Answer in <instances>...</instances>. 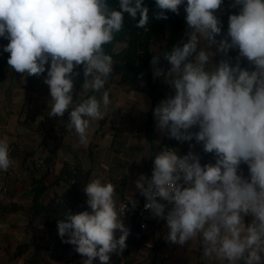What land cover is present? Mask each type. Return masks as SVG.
Returning <instances> with one entry per match:
<instances>
[{"label": "clouds", "instance_id": "obj_1", "mask_svg": "<svg viewBox=\"0 0 264 264\" xmlns=\"http://www.w3.org/2000/svg\"><path fill=\"white\" fill-rule=\"evenodd\" d=\"M222 4L155 0L158 20L168 19L166 12L179 15L185 5L188 31L186 41L162 53L167 70L159 67V54L150 62L154 78L163 77L175 93L154 108L157 128L178 142L202 143L215 163L202 165L191 150L181 156L163 148L153 158L151 177L140 174L135 186L146 198L145 210L166 220L169 243L199 244L207 264H264V0H233L229 7H241L229 16L230 42L216 39ZM124 13L133 20L139 16L137 28L149 23L143 0H119V10L107 0H0L7 64L17 73L39 77L50 62L43 81L52 101L48 116L63 117L71 108L68 128L79 145L89 142L91 122L109 111V92L102 90L114 62L104 45L123 29ZM213 45L225 56L238 49L236 63L223 59L213 64ZM241 57L254 70L241 67ZM81 66L87 98L74 103L75 70ZM242 164L248 167L247 177ZM15 165L8 138H0V171ZM116 188L92 179L83 189L89 210L67 213L57 222L62 243L75 246L87 257L85 264L95 258L109 264L112 254L121 255L127 247L130 230L121 219L127 205L117 206ZM247 216L252 220L246 224Z\"/></svg>", "mask_w": 264, "mask_h": 264}, {"label": "crops", "instance_id": "obj_2", "mask_svg": "<svg viewBox=\"0 0 264 264\" xmlns=\"http://www.w3.org/2000/svg\"><path fill=\"white\" fill-rule=\"evenodd\" d=\"M184 8L185 5L180 6L179 13H184ZM223 38L225 34L221 29V34L216 39ZM7 43V39L0 37V138H8L10 158L16 161V165L6 172L0 171V264H35L32 261L33 246L20 255L16 253L21 244L33 243L40 238L49 244L46 260L42 264H85L87 260V257L75 251V246L62 243L57 226L46 224L42 215L33 218L30 212L33 203L30 190L33 179L32 160L47 158L51 153L42 141L44 136L50 141H58L56 157L49 163L50 172L46 176L48 182L55 180L65 159L82 160L84 167L91 170L90 181L100 178L102 182H111L117 186V206L125 200L139 199L140 191L136 188L135 181L140 174L149 176L155 148L164 139L171 140L182 156L191 150L201 157L202 165L215 163V155L205 153L202 143H196L195 140L178 142L161 132L157 126L153 139L148 137L147 120L150 110L153 112L162 100L175 94L163 77L155 78L159 95L153 105L146 82L133 87L121 73L110 75L102 90L109 92V111L104 119L91 122L89 142L87 145H79L77 134L68 128L70 108L63 117L48 116L52 101L49 88L43 81L50 62L45 66V73L39 77L17 73L7 64L10 54L3 51ZM166 44V38L154 40L151 44L153 55L162 54ZM123 46L124 43L119 42L116 49ZM210 50L216 53L212 57L213 64H218L223 59L235 64L239 55L238 49H232L226 58L224 54L217 52L216 45ZM240 64L243 68L254 70V65L246 58L241 57ZM211 67L209 65L210 69ZM82 91L81 85V97L85 96ZM92 94L89 92L87 95ZM96 95L99 98V94ZM69 146H72V152L69 151ZM45 169L44 166L38 174ZM241 169L247 177V165L242 164ZM68 189L69 186L63 181L54 183L43 199L49 202L55 194L66 195ZM81 195L87 200L84 191ZM9 202H17L22 208L5 211L4 205ZM251 220V216L245 217L246 224ZM167 231L166 220L153 217L150 213L146 226L142 228L147 241L140 247L131 246L120 264H207L199 244L195 245L191 241L183 246L171 244L165 239ZM97 260L98 258L93 259L92 264Z\"/></svg>", "mask_w": 264, "mask_h": 264}, {"label": "trees", "instance_id": "obj_3", "mask_svg": "<svg viewBox=\"0 0 264 264\" xmlns=\"http://www.w3.org/2000/svg\"><path fill=\"white\" fill-rule=\"evenodd\" d=\"M110 8L119 10V0H107ZM144 5L149 8V23L141 29L136 27L137 20H133L127 13H124V26L123 29L115 34L114 40L104 45L105 52L113 58V72L111 76L116 73H121L127 83L136 87L140 82H146L149 91L153 98V105L156 104L158 98V83L153 75L151 60L153 53L151 52V44L154 40L160 38H166L167 44L164 51H170L171 48L181 41H186L185 35L188 31V27L185 22L186 12L176 15L171 12H166L168 19H155V13L158 9L155 5V0H143ZM233 3V0H223L221 9L216 13L218 19L221 21V29L224 31L225 38L230 42V37L227 36L229 27V16L231 14H238L241 6L229 7ZM124 43V46L117 50V43ZM232 49L229 50L230 55ZM162 52V53H163ZM159 67L167 70L170 65L163 59L162 54ZM79 75L75 76V84L73 90L74 103H79L87 96L80 94V87L83 83V71L82 66L75 70ZM72 109L70 108V111ZM70 113V112H69ZM69 121V116L67 118ZM156 128V121L153 117L152 109L149 112L147 120V135L150 139L154 137V131ZM45 146L50 150V155L47 158L40 160H32V172L33 179L31 184V192L33 194V203L30 208V212L34 217L42 215L46 224L57 226V222L64 220L67 213L76 214L87 210L86 200L82 197V191L84 187L89 183L91 179V170L87 169L83 165L82 160L65 159L55 180L48 182L46 176L50 172V161L56 157V150L58 141H50L46 136L42 139ZM69 151L72 152V146H69ZM31 154V153H28ZM46 167L44 171L40 172L43 167ZM65 182L68 186V192L66 195L55 194L49 202L44 201V196L48 192L49 188L54 183ZM22 208L21 204L17 202H9L4 205L5 211L17 210ZM124 225L130 230L129 236L126 240L127 247L121 255L112 254L109 264H120L123 259L126 258L131 246L140 247L147 241L146 235L142 232L141 221L137 214L125 213L123 217ZM117 238L120 233H116ZM33 246L34 254L32 261L35 264H42L46 260V252L49 249L48 242L40 238L33 243H23L19 246L16 255H20L24 250Z\"/></svg>", "mask_w": 264, "mask_h": 264}, {"label": "built area", "instance_id": "obj_4", "mask_svg": "<svg viewBox=\"0 0 264 264\" xmlns=\"http://www.w3.org/2000/svg\"><path fill=\"white\" fill-rule=\"evenodd\" d=\"M163 148L176 149L178 151V154L181 155L179 149L177 148V146L171 140L164 139L163 141H160L157 144V146L155 148V151H154V154H153V158L156 155V153L159 152L160 150H162ZM153 158H152V161L150 163L151 170H150V174L148 176L149 178L151 177V173H152V169H153V164H154V159ZM133 202H135V206H133ZM146 202H147L146 198L143 195H141V193H140V197H139L138 200H136V201L125 200L122 203H120V204L127 205L125 213L137 214L138 215V217H139V219L141 221L142 228L146 226L147 217L151 213L150 210H145V208H144V205H145ZM119 205H118V207H119ZM168 207L170 208L171 206H168ZM87 210H89V209L87 208ZM167 210L168 209H166V211Z\"/></svg>", "mask_w": 264, "mask_h": 264}, {"label": "rangeland", "instance_id": "obj_5", "mask_svg": "<svg viewBox=\"0 0 264 264\" xmlns=\"http://www.w3.org/2000/svg\"><path fill=\"white\" fill-rule=\"evenodd\" d=\"M94 264H100V261H99V259L97 260V262H95Z\"/></svg>", "mask_w": 264, "mask_h": 264}]
</instances>
